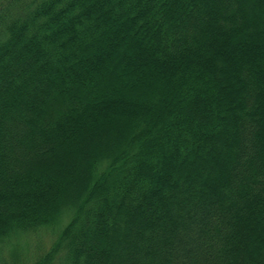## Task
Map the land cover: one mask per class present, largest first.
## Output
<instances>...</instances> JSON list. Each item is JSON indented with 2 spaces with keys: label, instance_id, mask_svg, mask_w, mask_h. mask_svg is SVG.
<instances>
[{
  "label": "trees",
  "instance_id": "16d2710c",
  "mask_svg": "<svg viewBox=\"0 0 264 264\" xmlns=\"http://www.w3.org/2000/svg\"><path fill=\"white\" fill-rule=\"evenodd\" d=\"M0 264H264V0H0Z\"/></svg>",
  "mask_w": 264,
  "mask_h": 264
},
{
  "label": "rangeland",
  "instance_id": "374dc122",
  "mask_svg": "<svg viewBox=\"0 0 264 264\" xmlns=\"http://www.w3.org/2000/svg\"><path fill=\"white\" fill-rule=\"evenodd\" d=\"M39 243H40V241H38ZM50 244H51V239H50V236H48V235H44V239L43 240H41V246L44 248V251L45 250H47V248L50 246ZM28 248H31L30 249V252H31V254H37L40 250H34V251H32V249L34 248V249H37L38 248V246H37V244L36 243H34V242H32V241H28ZM37 251V252H36ZM42 251V250H41ZM40 251V252H41ZM39 252V253H40ZM38 253V254H39Z\"/></svg>",
  "mask_w": 264,
  "mask_h": 264
}]
</instances>
